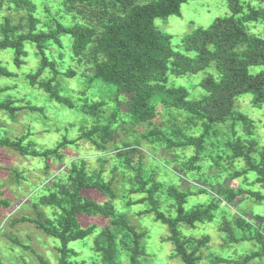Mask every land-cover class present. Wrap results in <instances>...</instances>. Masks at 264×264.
<instances>
[{
  "label": "rangeland",
  "instance_id": "1",
  "mask_svg": "<svg viewBox=\"0 0 264 264\" xmlns=\"http://www.w3.org/2000/svg\"><path fill=\"white\" fill-rule=\"evenodd\" d=\"M118 1L29 0L27 6L15 7L8 0L3 1L5 7L0 6V25L2 18L9 16L14 28L19 24L23 27L15 31L17 34L32 32L41 37L39 41L50 42L43 54L29 42L23 44L20 54L12 48H0V69L4 71L0 72V102L11 101L8 108H0V132L9 139L30 142L40 152L38 156L21 157L7 145L0 146V264H41L38 256L46 264H58L59 239L45 234L35 221L49 229L61 228L65 212L70 210V196L77 190L76 198L83 207L70 217L64 235L70 264H103L98 248L106 246L103 233L107 228L114 235L117 264H129L128 255L134 251L138 264H185L169 238V225L158 214L175 224L187 253L195 250L193 264H264L261 245L252 238L260 225L256 218L264 216V180L242 157H231L229 151L231 144L242 141V152L259 166L264 157V104L240 95L234 100V115L225 123H214L201 144L168 147L169 141L177 144L197 138L203 131L201 121L194 128L192 124L199 118L188 113L167 117L169 110L157 102L159 113L152 120L128 122L132 95L112 86L106 88L94 77L98 59L89 52L93 43L75 55L69 34L46 37L57 25L78 26L89 29L95 41L108 17L115 14ZM237 3L242 12L231 17L235 4L231 0H190L181 5L178 16L156 18L154 25L173 39L172 48L181 53L182 39L195 29H207L217 18L231 17L241 25L240 18L250 8L256 11L258 21L246 22L242 28L247 43L258 39L262 45L264 4L257 0ZM31 16L34 27L29 28ZM246 48L244 44L239 46L236 55L241 56ZM49 62L53 68L47 65ZM212 69L179 77L172 69L156 79L167 88H185L187 100L195 104L202 95L199 84L214 72ZM248 72L256 75L259 67H248ZM31 76H35L33 81ZM44 82L70 99L73 107L50 98L42 87ZM94 128L98 132L88 136ZM104 128L112 133V142L102 145L99 139ZM154 130L160 134L151 135ZM123 145L141 152L138 155L137 150H131L128 156L134 169L142 172L143 180L135 170L112 172L113 164L117 166L123 160H114L112 155ZM48 150L55 153L46 157ZM109 182V191L92 187ZM225 190L232 192L231 201L223 194ZM45 195H54L58 205L41 203ZM87 202L107 203L115 208V214L106 217ZM118 216L141 234L137 244L128 239V232L111 223ZM237 218L245 224L239 225ZM87 229L91 230L85 236L76 235ZM254 252L260 254L245 261Z\"/></svg>",
  "mask_w": 264,
  "mask_h": 264
},
{
  "label": "trees",
  "instance_id": "2",
  "mask_svg": "<svg viewBox=\"0 0 264 264\" xmlns=\"http://www.w3.org/2000/svg\"><path fill=\"white\" fill-rule=\"evenodd\" d=\"M3 1L6 2L8 0H0L1 7H5ZM78 1L90 2L91 0ZM188 1L190 0H151L146 3H138L132 0H119L115 14L109 16L102 30L98 34L96 33L97 38L95 41H92V32L89 29L78 26L60 27L57 25L56 30H52L46 35L47 38L55 39L59 33L69 34L72 38L71 49L75 55H79L90 42L93 43L89 52L93 57L98 59L97 62L95 61L94 77L102 85L106 86V88L112 86L119 91H125L132 95V100L128 104V112L130 113L128 115V118H130L128 122L141 124L152 120L159 113L158 111L156 112L157 102L164 104L163 107L169 110L166 114L167 117L173 113H177L180 116L184 115V113L197 116L199 119L196 122L193 121L195 123L192 125L194 128V125L196 124L198 126V122L201 121L202 133L197 138L193 137L188 142H184L183 140L176 144L169 141L170 144L168 147L171 145L174 147L176 145L198 146L201 144L203 137L210 130L209 128H212L211 126L214 123H225L230 116L232 117L234 115L232 110L234 100L240 95L251 96L254 103L264 104V43L261 42L262 45H260L258 39L252 41L253 43H247L249 40L242 28V25L246 22L258 21L256 11L249 8V12L240 18L242 23L240 25L234 22L231 17L239 13L241 14L242 7L238 5L237 0H231V2H235L231 6L233 11L232 16L230 18L215 19L207 29H195L191 35L182 39L183 46L182 52L180 53L179 51H174V48H172L171 43L173 39L157 30L154 25V20L156 18L173 15L178 16L181 5ZM257 1L264 4V0ZM28 2L29 0H10V4H13L15 7L19 5L27 6ZM248 3L251 2L248 1ZM7 5L6 8L11 10L12 8H8ZM2 20L3 24L0 25V48H12L20 54L22 53L20 51L23 44L29 42L41 54H43L44 49H48L50 42L45 44L39 41L41 37L33 35L32 32L17 34L15 31L22 30L23 27L19 24L14 28L9 16H4ZM27 26L29 28L34 27L32 16L28 18ZM243 44L247 48L241 56L236 55L235 49ZM254 44H258L260 47H253ZM42 56L44 60H47L45 55ZM47 65L51 68L54 67L50 62ZM248 67H259V72L253 75L248 72ZM207 68H213L212 71L214 72L208 73L200 82L199 85L202 95L200 96V100L195 104H191L187 100V91L185 88H167L161 86L156 79L167 70L175 69L173 70L176 73L175 77H179L188 72L194 74L199 71H204ZM0 72L4 73L2 69H0ZM34 77H30L31 81L34 80ZM42 87L49 94L50 98L55 99L58 104L67 108L73 107L70 99L60 96L57 91L50 87L48 82L42 83ZM9 104H11L10 100H6V103L0 102V108H8ZM165 109L163 110L167 111ZM10 113L12 114L13 111ZM237 115L239 116V114ZM240 117L243 119L242 116ZM187 121L190 120L187 119ZM198 131H200L199 128L195 130L196 133ZM95 132H98V128H94L88 136ZM99 132L102 131L99 130ZM103 132L104 135L100 137L99 142L102 145L111 143L112 133L107 128H104ZM154 134L158 135L160 132L154 130L151 135ZM240 142L242 141H236L234 145L231 144L229 146L232 148L229 150L232 152L231 157H242L248 168L259 175L260 180H264V157L262 156L259 166L255 165L251 158H249L248 153L242 152L243 149L240 146ZM3 145H7L10 149L16 150L21 157L26 155L38 156L40 154L30 142L23 143L20 139H9L8 137H3L0 132V146ZM127 147L123 145L117 149L118 152L116 154L112 155L114 160L116 158L123 159L117 166H114L115 163L113 164L111 169L113 173L121 169H128L129 171L135 170L132 164L133 159L128 154L131 150H137L138 155L141 152L138 149H127ZM250 147L247 150H250ZM52 152L54 151H46V157L51 155ZM73 167L74 165H72ZM136 174L141 179L140 175L142 172H140V169L136 171ZM111 185L112 182H109L105 186L94 184L92 187L100 191H109ZM76 192L78 193V190L70 196V210L65 212L66 215L61 222V228L49 229L42 226L38 221H35L45 234L59 239L58 264H70L67 256H65L66 250L64 244L66 243V239L64 235L70 225V217L83 207V204L79 203L76 198ZM223 194L228 195V201H231L230 196L232 192L230 190H225ZM255 196L260 198L257 195ZM40 201L43 204L58 205L54 195L41 196ZM87 203L94 206V208L106 217H113L115 214V208L108 207L107 203L104 205H94L92 202ZM158 217L169 225L171 232L169 238L175 244L176 253L185 264H193L194 258L192 255L195 250L192 253H187L183 242L179 241L176 234L175 224L160 214H158ZM243 221L242 218L236 219L239 225L242 223L245 224ZM256 221L260 225L256 226V232L252 238L261 245V253L264 254V216L256 218ZM111 223L119 227L121 231L128 232L130 235V237L128 235V239L132 238L134 243L137 244V240L141 234L137 233L133 226H129L123 217L118 216ZM90 230L80 231L76 235L83 237ZM103 235L106 240V246L98 248L100 249L98 251H101L103 255L101 261H103V264H117V258L113 254L116 247L114 246L112 230L110 228L105 229ZM259 254L258 252L252 253L249 257H246L245 261ZM135 255V251L128 255L129 264H138ZM38 259L41 264H46L41 257L38 256ZM91 264L97 263L91 262Z\"/></svg>",
  "mask_w": 264,
  "mask_h": 264
}]
</instances>
